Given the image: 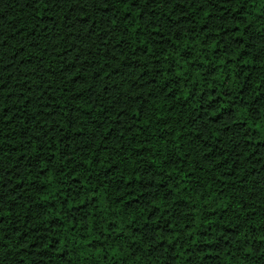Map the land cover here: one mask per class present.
Segmentation results:
<instances>
[{
	"label": "trees",
	"instance_id": "1",
	"mask_svg": "<svg viewBox=\"0 0 264 264\" xmlns=\"http://www.w3.org/2000/svg\"><path fill=\"white\" fill-rule=\"evenodd\" d=\"M0 264H264V0H0Z\"/></svg>",
	"mask_w": 264,
	"mask_h": 264
}]
</instances>
